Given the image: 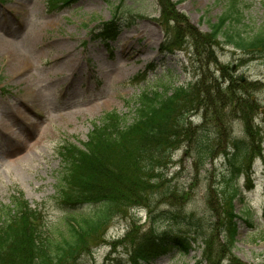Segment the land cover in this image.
<instances>
[{
    "label": "rangeland",
    "instance_id": "obj_1",
    "mask_svg": "<svg viewBox=\"0 0 264 264\" xmlns=\"http://www.w3.org/2000/svg\"><path fill=\"white\" fill-rule=\"evenodd\" d=\"M168 2L178 22L168 21L164 0H72L62 6L60 0H0V209L22 192L51 228L65 232L67 212L56 193L60 145L85 141L91 122L105 112L131 120L143 92L163 93L201 78L215 79L225 91L240 81L248 89L234 94L253 109L247 120L253 141L232 108L215 116L195 108L197 99L191 98L187 136L176 138L153 171L137 176L149 182L142 203L120 209L74 264H131L140 235L150 229L191 232L186 218L200 225L206 239L192 236L187 253L172 248L150 264H264V57L242 54L221 38L211 44L198 38L226 13L230 0ZM236 5L242 18H229L227 26L250 34L264 19V0ZM114 13L119 34L105 45L93 34ZM232 139L245 142L255 155L233 180L236 195L229 204L224 153ZM200 140L218 145L204 163L194 151ZM81 207L78 212L87 214ZM228 209L236 236L226 245L221 223L226 229L231 223ZM205 250L209 259L203 258Z\"/></svg>",
    "mask_w": 264,
    "mask_h": 264
},
{
    "label": "trees",
    "instance_id": "obj_2",
    "mask_svg": "<svg viewBox=\"0 0 264 264\" xmlns=\"http://www.w3.org/2000/svg\"><path fill=\"white\" fill-rule=\"evenodd\" d=\"M70 1L60 0V3L65 5ZM164 2L170 12L168 21L178 22L180 17L170 8L172 5L168 0ZM236 4L237 0H230L226 13L209 25L208 34L197 33L198 38L207 39L208 44L221 38L226 45L242 54L264 57V19L252 28L250 34L227 26L229 18H242ZM116 20L114 13L110 20L101 22L93 38L104 44L114 41L119 34ZM192 32L196 34V30L192 29ZM237 82L238 86L229 83L224 91L215 79L201 78L191 86L165 89L163 93L143 92L138 96V106L131 120L116 111L105 112L91 122L85 141L72 140L60 145L61 168L56 193L67 212L63 226L65 232L51 228L40 211L32 208L19 192L9 205L0 209V264H74L83 251L98 241L120 209L125 205L134 208L142 203L141 198L149 182L145 184L137 176L140 172L153 171L156 161L168 157L176 138L187 136L190 131L185 128L189 116V111H185L187 101L197 99L195 108H203L204 113L212 111L215 116L217 111L229 106L232 114L236 113L244 120L246 133L252 142L254 132L248 127L247 120L253 109L244 106L245 100L234 94L237 91L243 93L248 88ZM193 88H198V91L190 96ZM219 134L220 129L217 137ZM217 148L216 143L196 142V160L204 163ZM252 150L245 142L232 139L231 149L224 153L230 167L225 179L230 194L224 192V200L229 204L236 195L233 180L242 172L245 161L255 155L250 154ZM167 195L171 196V191ZM81 206L88 208L87 214L78 212ZM93 206L98 208L93 209ZM228 211L231 223L227 229L225 223H221L226 245L232 244L236 236V228L232 227L234 214ZM167 214L163 213V216L169 217ZM172 215L175 218L176 215ZM186 220L185 225L192 228L191 232L160 234L156 229H150L140 235L132 245L131 264H150L158 254L172 248L187 253L194 242L192 236L205 240L206 235L199 233L200 225L188 218ZM216 224L212 223L209 229L215 230ZM205 257L210 258L206 250Z\"/></svg>",
    "mask_w": 264,
    "mask_h": 264
}]
</instances>
